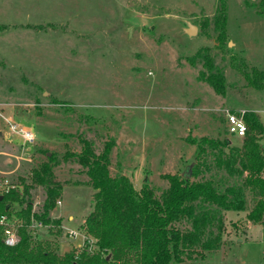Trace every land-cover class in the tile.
Returning a JSON list of instances; mask_svg holds the SVG:
<instances>
[{
  "label": "rangeland",
  "instance_id": "rangeland-1",
  "mask_svg": "<svg viewBox=\"0 0 264 264\" xmlns=\"http://www.w3.org/2000/svg\"><path fill=\"white\" fill-rule=\"evenodd\" d=\"M216 2L0 0V183L7 179L19 188L46 152L54 154L63 190L52 216L64 225L52 233L36 226L33 233L57 254L88 242L80 226L95 190L83 183L82 167L63 158L67 150L79 152L80 136L97 153L110 140L111 175L126 174L136 189L147 183L159 195L168 185L164 174L195 162L192 140L240 144L241 137L226 131L227 111L253 110L264 126V88L250 85L231 58L234 53L247 70L264 71V0H228L230 49L213 55L228 83L224 96L199 79L200 63H189L199 48L213 44ZM189 24L196 26L193 33ZM4 117L32 130L34 141L12 133ZM33 194L36 205L42 190ZM223 238L220 250L180 264H264V221L225 212ZM88 245L92 249L91 240Z\"/></svg>",
  "mask_w": 264,
  "mask_h": 264
},
{
  "label": "trees",
  "instance_id": "trees-1",
  "mask_svg": "<svg viewBox=\"0 0 264 264\" xmlns=\"http://www.w3.org/2000/svg\"><path fill=\"white\" fill-rule=\"evenodd\" d=\"M227 5L228 0H217L210 18L213 44L188 57L194 67L200 63L199 79L222 96L228 83L213 55L214 50L225 54L230 49ZM231 58L250 85L264 88L263 70L253 66L247 70L243 57L234 53ZM232 112L241 115L247 126L240 144H231L228 138L192 140L195 162L183 172L164 174L168 185L159 195L147 183L136 189L126 174L111 175L110 140L97 153L92 141L80 136L79 152L67 150L63 158L78 163L87 176L83 183L95 190L92 210L80 226L87 241H92V249L86 242L77 251L59 255L48 240L33 233L38 223L51 233L62 231V219L53 217L52 211L63 183L54 172V154L46 152L47 159L32 167L22 187L0 194V212L14 214L22 222L16 245L6 246L0 239V264H180L194 254L203 257L205 252L220 250L225 212H246L249 222L262 223L264 126L253 110ZM36 188L42 190V198L35 205Z\"/></svg>",
  "mask_w": 264,
  "mask_h": 264
},
{
  "label": "built area",
  "instance_id": "built-area-1",
  "mask_svg": "<svg viewBox=\"0 0 264 264\" xmlns=\"http://www.w3.org/2000/svg\"><path fill=\"white\" fill-rule=\"evenodd\" d=\"M243 113V112H242ZM5 118L8 128L12 133L19 135L24 142L32 143L34 141V134L32 130L22 127L20 124L10 118ZM227 132L237 137H243L247 132V126L241 115L234 112H226ZM2 186V193L8 192L17 187L16 184L5 179L0 183ZM56 205H61V200H57ZM22 225L21 220L15 215H9L6 212H0V239L6 246H14L20 240L19 227ZM33 226H40L34 224ZM69 236H77L76 230H68ZM89 242V240H88Z\"/></svg>",
  "mask_w": 264,
  "mask_h": 264
},
{
  "label": "water",
  "instance_id": "water-1",
  "mask_svg": "<svg viewBox=\"0 0 264 264\" xmlns=\"http://www.w3.org/2000/svg\"><path fill=\"white\" fill-rule=\"evenodd\" d=\"M196 29V26L194 24H189L188 32L193 33ZM230 43V41H229Z\"/></svg>",
  "mask_w": 264,
  "mask_h": 264
},
{
  "label": "crops",
  "instance_id": "crops-1",
  "mask_svg": "<svg viewBox=\"0 0 264 264\" xmlns=\"http://www.w3.org/2000/svg\"><path fill=\"white\" fill-rule=\"evenodd\" d=\"M236 110H237V111H240L241 113L245 111V109H236ZM241 110H244V111H241ZM246 110H250V109H246ZM0 134H1V131H0ZM62 223H63V221H62ZM63 225H64V223H63ZM63 227H64V226H63Z\"/></svg>",
  "mask_w": 264,
  "mask_h": 264
}]
</instances>
